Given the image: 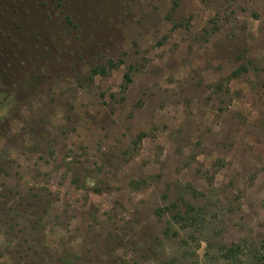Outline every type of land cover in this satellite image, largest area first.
<instances>
[{"label":"rangeland","instance_id":"rangeland-1","mask_svg":"<svg viewBox=\"0 0 264 264\" xmlns=\"http://www.w3.org/2000/svg\"><path fill=\"white\" fill-rule=\"evenodd\" d=\"M0 264H264V0H0Z\"/></svg>","mask_w":264,"mask_h":264},{"label":"trees","instance_id":"trees-1","mask_svg":"<svg viewBox=\"0 0 264 264\" xmlns=\"http://www.w3.org/2000/svg\"><path fill=\"white\" fill-rule=\"evenodd\" d=\"M118 63H119V60H117L116 62L115 61L113 62L112 60H108L107 66H108V68H113ZM90 71H91L92 74L104 73V70H100L99 71V70H97V68H92ZM124 78L128 79V75L126 73L124 74Z\"/></svg>","mask_w":264,"mask_h":264}]
</instances>
